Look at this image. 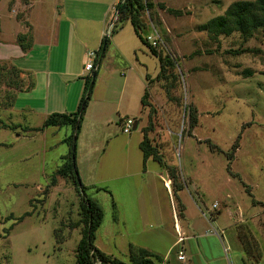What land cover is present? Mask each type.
<instances>
[{
  "label": "rangeland",
  "instance_id": "374dc122",
  "mask_svg": "<svg viewBox=\"0 0 264 264\" xmlns=\"http://www.w3.org/2000/svg\"><path fill=\"white\" fill-rule=\"evenodd\" d=\"M117 1L108 0L110 5L97 24L70 28L75 35L72 48L65 37L54 47L45 42L44 48L34 45L36 55L60 54L68 58L71 71L81 70L73 82L59 81L50 87V96L54 90L62 99L66 91L74 95L84 77H90L91 71L81 69L82 53L96 52L101 38L108 40L99 51L100 63L73 142L80 187L69 170L67 176L56 174L68 160L62 139L70 134L69 125L52 127L44 138H33L35 132L22 131V126L39 125L37 113L7 117L0 110V121L22 124L0 127V264H76L81 191L102 212L93 233L94 247L124 262L130 246L145 249L156 264H186L176 260L179 245L172 244L184 235L176 224L189 234L186 227L192 222L195 231L209 235L199 240L208 253L213 249L215 255L224 256L223 245L230 264H258L264 249L252 235L256 232L252 222L264 218V38L259 31L244 40L237 32L212 36L198 30L200 23L221 14L234 0H150L153 7L140 15L160 35L162 45L157 49L176 60V79L170 87L166 80L155 79L157 58L133 34L128 20L116 22L117 28L109 31L107 23ZM34 3L28 20L17 11L14 18L29 33L32 24L36 36L45 41L57 26L60 10L97 17L104 9L87 0ZM41 3L45 15L35 22ZM13 4L14 0H0V40L12 28L8 11ZM168 7L179 14L168 12ZM44 65L43 60L33 64L38 70ZM2 66L11 64L0 62V71ZM1 75L2 71L4 108L9 107L15 76L8 82ZM144 88L147 95L140 110ZM189 109L196 120L190 128ZM125 117L137 123L128 133L119 124V118ZM142 127L161 164L151 156L142 161L138 148ZM43 144L49 148L44 150ZM213 203L216 206L211 207ZM230 218L237 223L222 229ZM182 251L187 258L188 251Z\"/></svg>",
  "mask_w": 264,
  "mask_h": 264
},
{
  "label": "trees",
  "instance_id": "16d2710c",
  "mask_svg": "<svg viewBox=\"0 0 264 264\" xmlns=\"http://www.w3.org/2000/svg\"><path fill=\"white\" fill-rule=\"evenodd\" d=\"M159 8H164L162 3H157ZM153 3L150 0H118L114 4V11L116 15V20L110 30L114 31L117 28L116 22L118 24L124 20H128L133 28L135 35L138 37L140 42L147 48L150 54L154 55L158 61V70L155 75L157 80H166L170 87L173 86L176 79L173 69L176 65V60L172 58L169 54L162 53L156 48L151 47L145 39L146 34L149 31L144 19L140 15V12H144L146 9H151ZM168 12L179 14L180 11L174 10L172 8H166ZM198 30H204L210 33L212 36L216 35H228L232 32H237L241 38L244 40L252 36L254 31H259L261 36L264 38V0H234L230 2L223 12L217 16H213L203 23L197 26ZM109 32V33H110ZM107 38L102 37L98 50H96V56L93 60L95 69L92 70L90 77L85 76L83 81V88L76 109L73 112H51L43 120L40 127L30 128L22 127V131H32L40 130L45 126H62L69 125L71 127L70 134L65 136L62 140L67 144L68 160L58 167L56 174L62 176H67V171L69 170L73 182L80 187V182L75 171L74 160H71V155L74 151H71L73 145V139L80 127L81 115L86 105L88 96L90 94V89L96 75L97 67L100 63V54L102 52V46L107 43ZM15 42L18 44L20 49L24 52L28 50L31 46V34L28 30L24 33H18L15 36ZM2 78H7L10 82L13 76L14 82L11 83V87L14 90L7 101V105L10 106L14 98L15 92L18 90L29 89L33 86V81L31 77L28 78L25 85L20 78L21 71L15 66L11 65L5 68L2 66ZM0 71V74H1ZM248 73V71H246ZM146 79V75H145ZM6 82V83H8ZM9 84V83H8ZM86 91V93H85ZM165 92L169 93V88H165ZM146 88H144L140 98V110L145 104L146 98ZM189 128L196 123L194 114H192L191 109H189ZM16 124H7L0 121V127L15 128ZM142 133V138L138 143V148L141 152L142 161L144 162L146 158L150 157L161 164L160 156L158 155L155 147L150 145L147 135L146 127L140 128ZM236 148V144L233 145V150ZM232 158V152L227 154V159ZM170 177L174 179L172 170H170ZM53 182V181H51ZM50 185V184H49ZM52 185V184H51ZM81 202H80V220L82 222V230L80 232V238L78 239L75 246V262L76 264H156L149 256V252L145 249H134L129 246L128 248V260L126 262L116 258L110 254H105L104 252L98 250L94 247L92 243L93 233L98 227L101 221L102 212L98 204L89 199L81 191ZM250 195V194H249ZM252 203H258L251 198ZM259 204H262L259 202ZM159 259V258H158ZM160 260V259H159Z\"/></svg>",
  "mask_w": 264,
  "mask_h": 264
},
{
  "label": "crops",
  "instance_id": "0c3cea01",
  "mask_svg": "<svg viewBox=\"0 0 264 264\" xmlns=\"http://www.w3.org/2000/svg\"><path fill=\"white\" fill-rule=\"evenodd\" d=\"M35 1L36 0H21V1L14 0L13 6L8 11L9 12L8 14H10L11 17L13 18L9 20V21H12L13 23L12 28L6 33H2V40H0V62H9L11 65L18 68L21 71L20 78L24 81L23 83H26L29 77H31L33 81V86L31 88L18 90L15 92L14 98L9 107L2 108V104L0 101V110H4V112L6 113V116L8 115L7 117H10L11 115H19V114L25 117V115L29 114V112L37 113L41 117V123L39 125L32 126L29 124L28 125L23 124L22 126L20 122L11 123V124H16L18 126L21 125L22 127L26 126L30 128L40 127L44 118L51 112H68V111L74 110L78 104V100L82 93V87H83L82 84L80 85V87L78 86L77 90L74 92V95L72 94V92L69 93L70 91L69 92L66 91L65 97H63L62 99L60 98L59 94L56 95L54 90H52L53 92L51 91L52 94L50 96L49 89L50 87L53 86V83L59 82V81H63V82L65 81V83L73 82V80H76L75 77H79L78 75H81V70H79V72L71 71L69 67V63L67 61L68 58L60 54L58 56L55 55L51 57L52 55H50L49 53L45 54V51H44L42 55L40 56L36 55L34 51V47H35L34 45H36V48L37 47L44 48L43 42H45V43H49L50 47H54L57 44V42L60 41L62 37L63 38L65 37V39H67L68 41V46L72 48V46L75 44V35H71L70 28L80 27L79 26L80 24L82 27L88 24V22L91 23V21L95 22L94 24H97L96 22L101 21V19L105 15L106 10L108 9V6L110 5L108 0L106 2L105 0H87L88 2L95 3V4H102V6H104V9L102 10V12H100L99 16L97 17H89V16L80 17V16H75V15L70 14L71 12L67 15L65 10L64 11L60 10V14H57L58 19H59L57 26L54 28V30L50 29L48 34L45 35V38L47 37L48 41L41 40V36L39 37L36 36V32L34 31L32 24L28 23L30 25L31 46L28 50L23 52L14 39L18 33L25 32L27 30V27L21 24L20 21L16 20L14 18V14L17 11L22 16H24L25 20H28L26 19L27 13H31L33 11L32 9L35 5L34 3ZM37 1H43V0H37ZM74 1L79 2L81 0H74ZM43 5L44 3H41L40 11H39L41 15H39V17L36 18L35 22H41L40 17L45 15L43 14V11H44L42 7ZM61 14H63V17H61ZM31 23L34 24V22H31ZM38 30L43 34V31H41L40 29ZM101 34H102V30H100L99 32V37ZM99 44H100V41H99ZM82 55L83 56L81 60V64H82L81 69L83 70L85 53H82ZM39 60L40 61L43 60L45 64L41 70H38L37 68H34L33 66L34 62H38ZM69 97H71L72 100L70 99L69 101L68 99ZM134 123L136 124V127H137V123L135 122V120H134ZM52 127L54 128L56 126H45V127H42L40 130H32V132H35L34 133L35 136L33 138H37L38 135L44 138L46 135L50 134L51 132L50 129ZM65 136H63V138ZM45 145L47 144H43V149L49 148V146L45 147ZM66 152H67V149L63 150V154L61 155H65ZM168 182L169 181L165 179L164 183L166 185H168ZM37 186H39L38 187L39 189L41 188L40 185H37ZM241 220L242 221L244 220V222L248 221L246 219H241ZM254 220L255 221H253L252 223L255 224L256 226V232L252 233V235L254 237L256 236L255 240L258 243V247L261 251H263L264 249V218H261V219L259 218V220L256 218ZM236 223H235V220H232L230 218L229 222L225 226H223L225 228H222V229H230L232 226L234 227V224ZM195 227H196L195 223L188 222L186 228L189 234H186L185 230H183L181 227H179L178 224H176V228L178 230L180 229L184 235L183 237H181L180 242H178V238H176L173 241L172 246L179 245V250L182 252L183 256H184V253L182 250L185 251L186 249L188 251L187 258L184 256L183 260H178L177 258L176 260L186 261V264H230L229 261L227 260V255H226L228 248L222 245L221 249H222V252L224 253V256L218 252H216V255H215L213 249L208 253L207 249H205V247H202V243L199 240L202 238L207 239L209 235L206 234V232L195 231L196 230ZM215 235L218 236L217 233H215ZM212 241L214 242V245H215V249H216L215 251H218L216 241H214V239H212ZM205 246L207 247V245ZM204 249H205V252H204ZM263 253L264 252H261L262 256H260V259L258 260L259 261L258 264H264Z\"/></svg>",
  "mask_w": 264,
  "mask_h": 264
},
{
  "label": "built area",
  "instance_id": "2783aa9c",
  "mask_svg": "<svg viewBox=\"0 0 264 264\" xmlns=\"http://www.w3.org/2000/svg\"><path fill=\"white\" fill-rule=\"evenodd\" d=\"M115 20H116V15H115V13H113L110 21L107 23L108 24L107 27L109 28V31L111 30ZM148 23H149L148 24L149 32L146 34L145 39L151 47L157 49L162 45V40H161L158 32L152 26V24L150 22H148ZM95 56H96L95 51L85 52L84 63H83V70L84 71H86V72L91 71L92 72V70L95 69V65L93 64V60H94ZM133 123H134L133 118H130V117L119 118L120 128H121V131L123 133H128L130 131V128L132 127ZM214 206H216V203H213L211 205V207H214ZM202 214H204V213H202ZM214 233H215V231H214ZM180 241H181V236L178 238V242H180ZM176 258L178 260L184 259V256L180 250L177 251Z\"/></svg>",
  "mask_w": 264,
  "mask_h": 264
},
{
  "label": "water",
  "instance_id": "95a60500",
  "mask_svg": "<svg viewBox=\"0 0 264 264\" xmlns=\"http://www.w3.org/2000/svg\"><path fill=\"white\" fill-rule=\"evenodd\" d=\"M103 47H104V44H103V46H102V50H103ZM135 127H136V124L133 123V125H132V129H134ZM73 141H74V139H73ZM71 151H74V146H73V145H72V147H71ZM73 158H74V156L71 155V160H73Z\"/></svg>",
  "mask_w": 264,
  "mask_h": 264
}]
</instances>
